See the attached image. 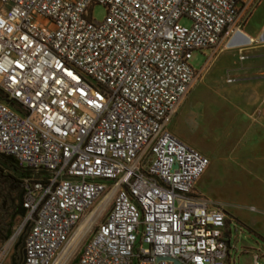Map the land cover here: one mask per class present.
Here are the masks:
<instances>
[{
  "label": "built area",
  "instance_id": "built-area-1",
  "mask_svg": "<svg viewBox=\"0 0 264 264\" xmlns=\"http://www.w3.org/2000/svg\"><path fill=\"white\" fill-rule=\"evenodd\" d=\"M259 1L0 0V156L27 172L0 264L21 239L22 264H232L210 160L170 125Z\"/></svg>",
  "mask_w": 264,
  "mask_h": 264
},
{
  "label": "rangeland",
  "instance_id": "rangeland-1",
  "mask_svg": "<svg viewBox=\"0 0 264 264\" xmlns=\"http://www.w3.org/2000/svg\"><path fill=\"white\" fill-rule=\"evenodd\" d=\"M105 16L106 11L101 6L91 10V18L97 22L103 21ZM262 27L264 2L249 18L245 30L249 32ZM227 39L229 41V38ZM227 39L189 94L187 101L191 103L189 106L186 104L180 111L175 122L179 132L175 131V134L210 160L211 165L196 190L227 213L232 264H255L256 256L259 257L258 263L264 264V135L261 131L252 132L253 123L262 124V121L253 119L260 115V111L245 109L253 94L243 91L237 98L232 91L244 78L232 74L234 73L232 68L235 66L230 60L232 53L226 51L223 54V50L228 46ZM259 42L262 43L263 40L260 38ZM244 56L246 53H243ZM207 58V53L195 51L189 64L200 71L205 66ZM239 61L240 69L243 70L244 61ZM258 77V80L264 83V74L259 73ZM203 89L206 91L202 102L199 103L197 93L203 92ZM0 166L6 175L16 171L11 163L1 157ZM23 167L26 168V165ZM15 191L16 188H8V184L0 185V232L3 230L5 233V223L10 220V216L2 214V204L7 196L16 195ZM17 223L16 220L14 227ZM95 229L96 226L79 246L71 263L77 260ZM3 241L4 239L0 238L1 245ZM22 248L23 239L16 243L11 257L3 264L18 263L23 254Z\"/></svg>",
  "mask_w": 264,
  "mask_h": 264
},
{
  "label": "crops",
  "instance_id": "crops-1",
  "mask_svg": "<svg viewBox=\"0 0 264 264\" xmlns=\"http://www.w3.org/2000/svg\"><path fill=\"white\" fill-rule=\"evenodd\" d=\"M263 2L264 0L259 1V3L255 7V9L253 10L249 18H251L254 15L256 10L262 5ZM249 18L245 21L243 25L244 26L243 29H241V34L247 37L249 39V42L244 45H240V46H230L229 45L230 41L232 40L234 36H236V35H233L229 37V41L227 39L228 46L226 50H223V54H225L226 51L232 53V58L230 60L233 61V63L235 64V66L232 68V71L234 72L232 74H234V76L238 78H240V76L241 77L243 76L242 78L245 79V80L243 79V81L238 82L236 85V89H232V91L235 93V95H237V98H239V95L242 94L243 91L253 94V97L251 98V100L248 101V104L245 107V109L247 111H257V110L260 111V115L255 114L259 117L257 118V116H255L253 119L260 120V122L262 121V124H258L254 122L252 125L253 127L252 132L255 133V132L261 131L262 134L264 135V83H261L258 80L259 77L257 78V76H259V73L264 74V27H262L259 30L252 29L251 31L247 32L245 30V27L249 22ZM260 38L263 40L262 43L259 42ZM243 53L244 54L246 53V56H244V59L242 60L244 61L243 62L244 67H243V70H241L240 69L241 64L239 60H241L240 57L241 55H243ZM205 91L206 90L203 89V92L201 91L197 93L198 94L197 98H198L199 103L202 102L201 100H203V95ZM187 99L181 105L179 111L175 115L170 125V130L174 135H176L175 131L179 132V128L177 125H175V122L180 114V111L185 107L186 104H187L186 106H189V104L191 103V101L188 102ZM203 176L201 177V179L203 178ZM201 179L198 181L197 186L200 183ZM228 229L229 228L227 227V230ZM0 238L3 239L4 237L0 236Z\"/></svg>",
  "mask_w": 264,
  "mask_h": 264
},
{
  "label": "flooded vegetation",
  "instance_id": "flooded-vegetation-1",
  "mask_svg": "<svg viewBox=\"0 0 264 264\" xmlns=\"http://www.w3.org/2000/svg\"><path fill=\"white\" fill-rule=\"evenodd\" d=\"M15 192H16V195H14V196L9 195L6 197V199L3 202L2 208H1L2 214L7 215L8 217L10 216L9 222L5 223V226H4L5 232L7 234L12 232L16 220H17V222L19 220V217L15 218V220H12V216L15 212L16 206L19 203V198L22 194V191L20 190V187H19V188H16ZM14 201H15V203H13ZM0 229H1V227H0ZM3 235H4V231L2 230L0 232V236H3ZM12 264H22V258L20 259V261L18 263L13 262Z\"/></svg>",
  "mask_w": 264,
  "mask_h": 264
},
{
  "label": "water",
  "instance_id": "water-1",
  "mask_svg": "<svg viewBox=\"0 0 264 264\" xmlns=\"http://www.w3.org/2000/svg\"><path fill=\"white\" fill-rule=\"evenodd\" d=\"M248 42H249V39L247 37H245L242 34H238L232 38L229 45L230 46H240V45H244ZM7 159L16 165L18 164L13 158H7ZM13 203H15V201ZM25 213H26V210L23 208V193H22L20 198H19V203L16 206L15 212L12 216V220H15V218H17V217H24ZM9 235H10V233L6 236V239H8Z\"/></svg>",
  "mask_w": 264,
  "mask_h": 264
},
{
  "label": "trees",
  "instance_id": "trees-1",
  "mask_svg": "<svg viewBox=\"0 0 264 264\" xmlns=\"http://www.w3.org/2000/svg\"><path fill=\"white\" fill-rule=\"evenodd\" d=\"M4 161L8 162V163H11V165L16 168V171L15 173H12L10 175H6L4 173V169L3 167L0 166V185H4V184H8V188H19V183H20V174L19 173H27L25 171H21L19 168H18V165L12 163L11 161H8L7 158L3 157V156H0ZM14 164V165H13ZM3 205V204H2Z\"/></svg>",
  "mask_w": 264,
  "mask_h": 264
},
{
  "label": "bare ground",
  "instance_id": "bare-ground-1",
  "mask_svg": "<svg viewBox=\"0 0 264 264\" xmlns=\"http://www.w3.org/2000/svg\"><path fill=\"white\" fill-rule=\"evenodd\" d=\"M91 219H92V216L89 217V218L84 222L83 226H82L81 229H80V233H82V234H81V237L78 236V238L75 239L74 243L72 244V246H71V248H70V250H69V252H68V255H71V253L73 252V250H75V249L78 247V245H79V243H80V240H81V238H82V235L86 234V232L89 230V228H90V226H91V224H92ZM59 264H62V261H61Z\"/></svg>",
  "mask_w": 264,
  "mask_h": 264
}]
</instances>
